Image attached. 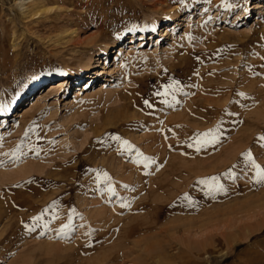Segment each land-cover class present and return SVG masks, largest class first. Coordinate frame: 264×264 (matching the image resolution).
<instances>
[{
    "label": "rangeland",
    "instance_id": "obj_1",
    "mask_svg": "<svg viewBox=\"0 0 264 264\" xmlns=\"http://www.w3.org/2000/svg\"><path fill=\"white\" fill-rule=\"evenodd\" d=\"M228 3L240 6L0 0V160L9 161L0 167V264H264V185L253 183L242 159L251 150L264 167V0ZM107 45L115 48L106 61ZM87 62V77L70 76ZM61 79L68 83L58 95L27 107ZM173 80L183 91L169 107L153 93ZM138 81L143 93L133 107L125 93ZM218 125V145L187 146ZM113 135L155 164H136L135 151L120 150ZM18 149L25 154L12 163L4 154ZM98 172L112 178L116 196L101 191ZM209 176L227 191L207 195L197 181ZM182 190L195 206L148 219L156 200ZM54 201L50 231L29 232L25 225ZM69 217L74 231L64 238Z\"/></svg>",
    "mask_w": 264,
    "mask_h": 264
},
{
    "label": "snow or ice",
    "instance_id": "obj_2",
    "mask_svg": "<svg viewBox=\"0 0 264 264\" xmlns=\"http://www.w3.org/2000/svg\"><path fill=\"white\" fill-rule=\"evenodd\" d=\"M240 5L238 4H232L228 3V0H224L223 7L226 9H232L234 7H239ZM138 30L136 26H133L129 31H136ZM189 40H192L193 37L189 36ZM163 91H156L153 93V95L157 97H163L164 99L162 100V103L164 105H167L171 107L173 105V102L179 103V101H176L175 98V93L176 92H182L183 88L180 85L179 81L173 80L169 84H165L162 86ZM239 95L244 96L243 93H240ZM171 97V99H169ZM144 105L146 108L152 109L154 105L149 102V100L145 99L144 100ZM0 110H3V106H0ZM228 115H235V113L229 112ZM27 135V134H26ZM221 136H222V128L221 126H217L216 128H212L207 130L206 132L203 133H197L194 135V137L190 138L191 143H189L187 146L190 148H194L195 151L200 152L202 149H206L209 146H215L218 145L221 142ZM0 139H3V137H0ZM110 140L115 141L119 145V149L125 152H133L135 151L136 156L138 157L135 160L136 164H143L145 168H150L153 164H155V160L145 156L143 153L139 151V149H135V146L131 144L128 140L122 139L119 135H113L109 137ZM258 140L264 145V136L258 137ZM32 150V149H30ZM35 154L37 156L40 155V149L36 148ZM25 153L22 152L21 149H18L16 152H13L11 154L5 153V156L9 157V160L12 163H19L21 159V155H24ZM242 159L244 163V167L246 169H250L253 172V175L251 177L253 183L255 185H264V167H262L259 163H257L256 159L254 158L251 150L248 152L242 154ZM8 160H0V167L6 166ZM236 167V166H233ZM229 178L235 179V172L232 170H229V172L226 174ZM96 180L97 181H104L106 182V188L101 189V191H106L112 196H116V190L112 186V178L108 175L107 172L104 173H97L96 174ZM197 184L204 186V188L207 190L206 194L207 195H212L214 193H219V192H226V188L224 185L220 182L219 177H212L210 179H201L197 181ZM125 187H127L125 185ZM183 201H186L189 206H195L196 201L187 193L183 196ZM131 202H121L120 206L122 208H128L130 207ZM59 207L58 202H53L50 208H45L39 215L35 216L32 218V222L29 225H25L27 230L29 232L35 231L37 228L42 229L41 235L46 234L48 231H50L49 228V221L45 219V216L49 213L50 210L54 211L57 210ZM73 213H75V209L72 210ZM58 218V213L53 215L51 219L54 221ZM83 227V225H81ZM74 231L73 225H72V218L69 217V222L64 224L60 229L58 235L64 238H67L70 233ZM90 234V233H89Z\"/></svg>",
    "mask_w": 264,
    "mask_h": 264
},
{
    "label": "bare ground",
    "instance_id": "obj_3",
    "mask_svg": "<svg viewBox=\"0 0 264 264\" xmlns=\"http://www.w3.org/2000/svg\"><path fill=\"white\" fill-rule=\"evenodd\" d=\"M24 1V0H23ZM156 8V7H155ZM171 12H175L174 14H176V10L175 9H173ZM169 14V13H168ZM173 14V15H174ZM176 20H177V18H176ZM175 21V20H174ZM168 26V25H167ZM170 26V25H169ZM168 26V27H169ZM159 28V25L158 24H153V29H154V31H156L157 29ZM168 29V28H167ZM166 29V30H167ZM144 32V31H143ZM157 32V31H156ZM146 33V32H145ZM154 33V32H153ZM142 34H144V33H142ZM144 37V36H143ZM142 37V38H143ZM141 38V39H142ZM145 38V37H144ZM156 38V37H155ZM122 45V44H121ZM115 47L114 46H110V45H107V46H105V48L104 49H102L101 50V56H105L106 57V61L108 60V57H109V55H110V53H114L113 51H111V49H114ZM131 48V47H130ZM122 51H124L123 50V46L122 47H120V53H122ZM116 53V52H115ZM119 53V54H120ZM122 57V56H121ZM122 59V58H121ZM121 62V61H120ZM91 65L89 64V62H87V64H84L83 65V68L80 70V71H78L76 74H73V72H72V74H70V76L72 75V76H75V77H81V78H85V77H87V74L88 73H90L91 72ZM71 73V72H70ZM69 74V73H68ZM68 77H69V75H68ZM89 77V76H88ZM74 79V78H73ZM107 79V78H106ZM103 81H107V80H103ZM68 82H67V79H61L60 81H57V82H55V83H52V84H50L47 88L49 89L48 90V92L46 93V94H44V92L46 91V89L44 90V92L43 93H41V94H38V95H36V97L34 98V100L32 101V102H30V104L27 106V107H29V106H31V107H36V106H38V104H40V103H42V101L44 100V99H46L47 97H51L52 95H58V92L60 91V90H62V88L64 87V85L65 84H67ZM137 85H138V89L136 88V89H132L131 91H130V93L129 92H126L125 93V95H126V98L127 99H129V101H130V104L133 106V107H137L136 105L137 104H139V102H138V96H139V98H140V96L142 97V89H141V84H142V82H140L139 83V81L136 83ZM140 85V86H139ZM101 87H105L104 86V82L101 84ZM82 89L80 88L79 90H78V92L76 93V96L75 97H78L79 95H81V93H80V91H81ZM147 96V95H146ZM20 100V99H19ZM19 100H17L16 101V103H15V106H18L19 105ZM125 101H126V99H125ZM34 103H35V105H34ZM193 103V102H192ZM17 104V105H16ZM192 105V104H191ZM41 106V105H40ZM126 107L127 106V102H126V104L125 105H123V106H121V108H123V107ZM140 107V105L138 106V108ZM140 109V108H139ZM141 109L143 110L144 108H142V106H141ZM10 112H11V107L8 109ZM128 110V109H127ZM147 110V109H146ZM8 111V112H9ZM151 111V110H150ZM7 112V113H8ZM9 112V113H10ZM25 112H27V110L25 111ZM11 115V114H10ZM146 115V114H145ZM147 116V115H146ZM152 117V116H151ZM180 118V117H179ZM188 118V117H187ZM182 119V118H181ZM185 120V119H184ZM6 121V120H5ZM182 121V120H181ZM155 124H157V123H155ZM182 124V123H181ZM180 124V125H181ZM179 125V126H180ZM183 125V124H182ZM161 133V132H160ZM162 134V133H161ZM162 139V138H161ZM157 140V139H156ZM146 142V141H145ZM183 143V142H182ZM186 144V143H185ZM146 148V147H145ZM148 149V148H147ZM216 167V166H215ZM32 171V170H31ZM24 172H25V168H23V169H21V170H19L18 172H16L14 175H18V174H24ZM29 174V173H28ZM211 175V174H210ZM59 177V176H58ZM210 178H212V177H207L206 179H210ZM206 190V189H205ZM204 190V191H205ZM153 191L155 192L156 190L155 189H153ZM188 194V195H190L194 200L196 199V197L193 195V194H191V193H189V192H187V191H184V190H182V191H178L176 194H175V196H173L172 198H170V199H167V200H165V201H163L162 202V200L161 199H158V200H156L155 201V204H154V207H153V209L151 210V213L149 214V217H148V219L149 220H151V221H153V222H158V220L160 219V217H162L163 215H167V214H169V213H178L179 211H184L185 210V208L186 207H189V205L187 204V202L186 201H183V196L185 195V194ZM159 198V197H158ZM68 204H69V201H68ZM67 204V205H68ZM46 205V204H45ZM66 205V204H65ZM140 209H142V208H140ZM178 211V212H177ZM187 211V210H186ZM184 214V213H183ZM52 215V214H51ZM103 222V221H102ZM142 223V222H141ZM137 227V226H136ZM135 226H132L130 229H128V231H126V233L128 234V235H130L131 233H133L134 232V230H135V228H136ZM175 227V226H174ZM113 229V228H112ZM140 230V229H139ZM105 235H106V233H105ZM102 240V239H101ZM247 240V239H246ZM92 243V242H91ZM151 257H153V256H151ZM156 257V256H155ZM156 259V258H155ZM139 261V260H138Z\"/></svg>",
    "mask_w": 264,
    "mask_h": 264
}]
</instances>
